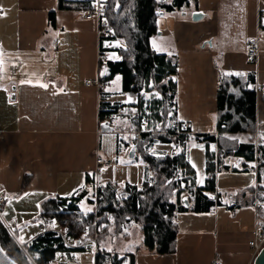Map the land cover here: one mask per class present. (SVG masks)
<instances>
[{"label": "crops", "instance_id": "1", "mask_svg": "<svg viewBox=\"0 0 264 264\" xmlns=\"http://www.w3.org/2000/svg\"><path fill=\"white\" fill-rule=\"evenodd\" d=\"M57 3L0 0V221L13 223L8 233L22 250L56 231L58 222L42 215L47 201L78 197L90 174L110 169L96 166V158H110L100 146V91L86 85L99 80L96 25L82 11L56 10ZM179 12L156 21L161 34L173 33L178 49L176 120L190 126L187 135H214L218 151L264 145V91L256 95L255 122L234 129L240 120L234 114L233 129L217 132L226 113L218 109L220 87L239 98L249 74L255 85L264 83V0H188L186 13ZM196 12L202 18L193 21ZM251 41L258 46L255 64L246 58ZM166 145L154 151L170 155L174 145ZM237 160L227 154L222 162L232 167ZM215 189L219 203L209 212L176 214L172 253L139 250L134 264H252L250 234L264 231V180L255 170L222 171Z\"/></svg>", "mask_w": 264, "mask_h": 264}, {"label": "trees", "instance_id": "2", "mask_svg": "<svg viewBox=\"0 0 264 264\" xmlns=\"http://www.w3.org/2000/svg\"><path fill=\"white\" fill-rule=\"evenodd\" d=\"M187 5L188 0H107L105 16L111 30L109 39L119 44L118 48L107 51L109 54L115 53L118 60L109 59L100 65L99 81L112 83L118 77L120 93L133 101L124 104L112 100L110 88L100 91L99 114L107 115L108 124L112 127L122 118L129 124L134 132L136 152L144 164L143 182L140 187L126 183L120 192L116 185L103 183L99 178L97 209L88 214H84L78 204L85 199L93 208L95 203L90 193L47 201L42 215L56 220L62 231H45L23 246V250L0 221V245L16 264H29L26 255L37 264H54L61 253L75 254L85 250L81 245L87 237L86 231L104 225L98 231L99 235H103L114 223H119V226L137 225L142 235L143 249L147 253L170 254L177 235L176 214L209 212L219 203L215 189L218 172L255 170L258 181L264 180V145L243 142L226 153L218 151L220 147L214 135L158 134L170 121L176 120L178 66L175 56L157 53L151 45V39L158 31L156 12L172 14ZM89 9L87 1L58 0L56 10L87 12ZM55 12L49 13L51 24ZM254 87L253 74H249L242 84L239 98L228 96L225 88L220 87L218 109L226 113L219 119V134L233 129L229 125L234 114L240 117L234 129L239 124L248 123L249 126L255 122ZM120 108L122 112L118 113ZM161 143L174 145L170 155L154 151V147ZM189 143L202 144L205 148V179L202 186H197L196 171L189 162ZM227 154L241 159L238 167L233 169L223 165V157ZM86 181H90L89 177ZM184 198L188 207L182 202ZM99 251L94 264H134L132 254L118 256L106 248Z\"/></svg>", "mask_w": 264, "mask_h": 264}, {"label": "rangeland", "instance_id": "3", "mask_svg": "<svg viewBox=\"0 0 264 264\" xmlns=\"http://www.w3.org/2000/svg\"><path fill=\"white\" fill-rule=\"evenodd\" d=\"M183 11L186 13V8H183ZM171 15L177 18L181 16L180 12L178 11L172 13ZM169 16V14L165 15L163 19ZM239 38L240 37L237 35V37L233 38L235 40L232 41H237ZM151 45L157 53L161 54L163 53L176 56L178 50L174 35L171 31L161 34V32L158 30L151 39ZM110 59L118 60V56L115 53H111ZM109 91L112 94V100L114 101L123 102L124 104L133 101L130 99V97L120 93V79L118 77H116L113 82L110 83ZM122 119H119L114 123L116 125L115 127L111 126L112 129L114 128L112 132L102 133L100 138L102 155H106L108 158H110L109 160L113 163V165L108 170H102L98 175L96 172H94L92 175L90 174L88 176L91 178L92 176L97 175V178L99 176L103 183L109 182L116 185L119 189L118 191L120 192V186H123L125 183L140 186L143 182L144 169V164L140 160L139 154L137 152L134 159L128 158L129 150L131 146L134 145V132L130 129L126 120ZM100 124H102V122L99 121V126ZM126 143H128V147L126 146ZM166 146V144L161 143L156 145L155 148L157 150L160 148L166 150ZM204 154L205 148L202 146V144L189 143L188 158L196 171L197 186H202L204 184ZM94 203L96 204L98 201H94ZM79 207L84 214H88L97 209V204L92 208L85 201H82L79 204ZM53 227L56 231H62V227L58 223H55ZM103 227L104 225H102L99 229L93 228L91 231H86L87 237H85L83 240H85L84 242H87V247L84 251L75 252L81 263H91L94 260L93 252L95 247L97 249L106 248L107 250L114 251L118 254V256L132 253L136 254V252L139 250H144L142 245V236L137 225L121 224L119 226V223H114L107 233L99 235L98 231L103 229ZM94 238H96L95 241ZM69 243L71 246L72 244L70 241Z\"/></svg>", "mask_w": 264, "mask_h": 264}, {"label": "built area", "instance_id": "4", "mask_svg": "<svg viewBox=\"0 0 264 264\" xmlns=\"http://www.w3.org/2000/svg\"><path fill=\"white\" fill-rule=\"evenodd\" d=\"M87 1L89 3L90 9L87 12H84L83 19L92 21L96 25V31L98 35V42L100 44V52L98 55V62L99 65H102L106 61L109 60V52L107 51L110 48H118L119 44L115 41L110 40L111 37V30L108 27V22L105 16L107 10V0H82ZM260 27H264V22L259 23ZM246 58L248 63L255 64L258 59V46L256 42L251 41L247 44V51H246ZM94 84L99 91H105L110 87V83H102L99 80L92 82L87 81L86 85ZM256 95L261 94L264 91V83L257 84L254 87ZM122 112V109H118V113ZM98 120L102 123L108 122L107 115H100L98 111ZM146 124H144L145 126ZM190 130V126L187 123H179L176 120L170 121L166 128L163 129L158 134L160 135H179L183 133H187ZM113 163L109 159L104 158H96V166L97 167H104L110 168ZM83 193H90L93 195L94 201H98L100 199V193L98 189V178L97 175L91 177L89 182H86L79 191L78 196ZM4 199L0 196V204H2ZM97 204V203H96ZM94 204V206L96 205ZM5 229L10 233V229L13 226V223L3 224ZM85 232V229H82ZM251 240L249 242V246L254 251V256L259 252V250L264 246V231H256L253 230L251 232ZM65 236L63 235V238ZM96 238H94V241ZM87 242L82 243V247L86 248ZM80 246V247H81ZM22 249V246L20 247ZM99 249L95 247L94 249V260L91 263H81L74 253H61L58 255L54 264H94L95 263V256L99 253ZM27 260L29 264H37L33 259L27 256ZM43 264V263H42ZM212 264H217V261L214 260Z\"/></svg>", "mask_w": 264, "mask_h": 264}, {"label": "water", "instance_id": "5", "mask_svg": "<svg viewBox=\"0 0 264 264\" xmlns=\"http://www.w3.org/2000/svg\"><path fill=\"white\" fill-rule=\"evenodd\" d=\"M163 15V12L159 11L156 12V16L160 17ZM202 18V15L198 12L193 13L191 16V19L193 21H198ZM99 130L102 133H106V132H112L113 129L112 127L108 124V123H102L99 126ZM135 152H136V145H132L129 153H128V158L129 159H134L135 157ZM241 162V159L237 160V165L236 166H232V168H236ZM183 204L185 205V207H188L189 204L187 203V200L184 198L182 200ZM0 264H16L8 255L7 253L2 249L1 245H0ZM252 264H264V246L260 249V251L257 253V255L255 256V258L253 259Z\"/></svg>", "mask_w": 264, "mask_h": 264}, {"label": "bare ground", "instance_id": "6", "mask_svg": "<svg viewBox=\"0 0 264 264\" xmlns=\"http://www.w3.org/2000/svg\"><path fill=\"white\" fill-rule=\"evenodd\" d=\"M177 121V120H176ZM177 122H179V121H177ZM180 123V122H179ZM182 124V123H181ZM260 251V250H259ZM257 255V254H256Z\"/></svg>", "mask_w": 264, "mask_h": 264}]
</instances>
